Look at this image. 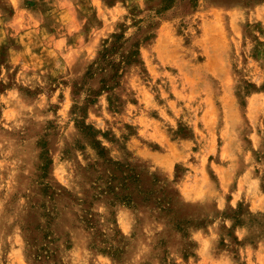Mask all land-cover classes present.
<instances>
[{"label":"rangeland","instance_id":"374dc122","mask_svg":"<svg viewBox=\"0 0 264 264\" xmlns=\"http://www.w3.org/2000/svg\"><path fill=\"white\" fill-rule=\"evenodd\" d=\"M0 264H264V0H0Z\"/></svg>","mask_w":264,"mask_h":264}]
</instances>
